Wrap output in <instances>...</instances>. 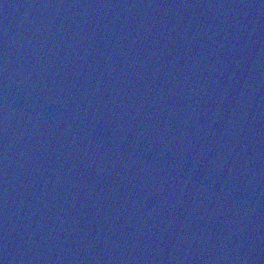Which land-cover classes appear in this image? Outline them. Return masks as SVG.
Listing matches in <instances>:
<instances>
[{
    "label": "water",
    "instance_id": "1",
    "mask_svg": "<svg viewBox=\"0 0 264 264\" xmlns=\"http://www.w3.org/2000/svg\"><path fill=\"white\" fill-rule=\"evenodd\" d=\"M0 264H264V0H0Z\"/></svg>",
    "mask_w": 264,
    "mask_h": 264
}]
</instances>
